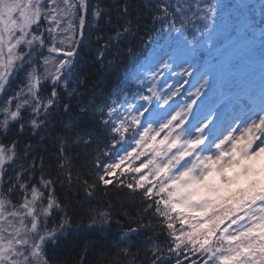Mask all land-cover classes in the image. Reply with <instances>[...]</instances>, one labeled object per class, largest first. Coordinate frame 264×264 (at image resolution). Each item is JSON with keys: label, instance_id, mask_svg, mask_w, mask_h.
Here are the masks:
<instances>
[{"label": "snow or ice", "instance_id": "1", "mask_svg": "<svg viewBox=\"0 0 264 264\" xmlns=\"http://www.w3.org/2000/svg\"><path fill=\"white\" fill-rule=\"evenodd\" d=\"M254 7L0 0V264H67L56 250L87 236L85 264L114 225L124 257L141 228L159 230L149 264H264V0L258 75L255 24L228 11ZM141 18L151 26L134 72L117 53L78 75L86 24L105 61V31L129 35ZM82 155L91 173L74 178ZM101 185L139 190L135 227L92 205Z\"/></svg>", "mask_w": 264, "mask_h": 264}, {"label": "trees", "instance_id": "2", "mask_svg": "<svg viewBox=\"0 0 264 264\" xmlns=\"http://www.w3.org/2000/svg\"><path fill=\"white\" fill-rule=\"evenodd\" d=\"M259 2V0H257ZM137 3L147 4L148 0H136ZM253 17L261 21V17ZM102 26V25H101ZM116 22L113 21L112 25L108 27H115ZM151 26V22L147 19L141 18L139 25L135 30L125 36H117L115 33L105 31V35L112 37V42L109 45L110 53L106 56L105 61L99 60L100 45L94 43L99 35L94 31L96 27L95 22L93 21L91 25L85 26V39L83 40L80 51V64L77 66L78 75L83 79L85 76H91L95 72H102L103 63L107 60H112L115 58L117 53L121 54V59L124 60V64L121 65L122 68L127 67L128 70L133 67L136 57H143L146 52L144 51L145 43L147 37L143 36V33L148 27ZM139 34V35H138ZM154 35V33H152ZM103 43V41L101 42ZM131 53L128 52L130 47H133ZM102 50V49H100ZM82 69V71H81ZM103 78V76L101 77ZM95 77L89 81V88L95 82ZM46 94V93H45ZM91 151V150H88ZM54 155V153H52ZM90 161L86 160L82 155L79 160L75 163V170L73 172V177L75 178L77 171L89 172L91 169L85 167L89 164ZM128 180L125 181L127 183ZM60 189V185H57ZM100 189L96 194L91 197V203L95 206L96 202L107 203L114 205V210L118 213L117 219H121L124 223L132 225L135 227L133 221L139 220L141 216L140 209L142 208V197L139 190L132 194L131 190L127 188H113L109 186L107 189H104L103 185L100 186ZM73 192L76 191L75 188L72 189ZM57 195L65 196L67 195V189H60ZM77 202L85 200L84 192H80L76 196ZM87 203L84 204L86 208ZM120 229L114 225L112 229V234L107 237L106 241L101 247L95 249H90L85 264H149L151 258L150 249L153 246V243H159L155 239V236L159 234L157 229L156 233L147 231L143 228L136 234H134L135 247L132 249V252L129 256H122L118 250L114 247L116 242V237L119 235ZM89 237L84 236L80 239L74 241H69L66 244H62L55 252V255L61 258L62 261H67V264H79V257L81 255V243L83 240H87ZM163 238L161 237V240Z\"/></svg>", "mask_w": 264, "mask_h": 264}, {"label": "rangeland", "instance_id": "3", "mask_svg": "<svg viewBox=\"0 0 264 264\" xmlns=\"http://www.w3.org/2000/svg\"><path fill=\"white\" fill-rule=\"evenodd\" d=\"M245 2L248 4H251V5H255V7L259 6V2L257 0H250V1H245ZM251 9L256 10L255 8H251ZM246 17H248V16H246ZM252 49H254V48L252 47ZM253 64H254V62H253Z\"/></svg>", "mask_w": 264, "mask_h": 264}]
</instances>
